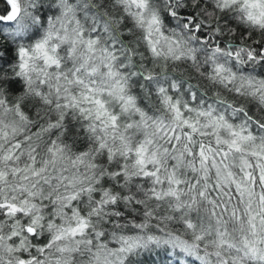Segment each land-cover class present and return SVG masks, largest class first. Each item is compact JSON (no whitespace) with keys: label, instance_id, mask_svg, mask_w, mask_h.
<instances>
[{"label":"snow or ice","instance_id":"1","mask_svg":"<svg viewBox=\"0 0 264 264\" xmlns=\"http://www.w3.org/2000/svg\"><path fill=\"white\" fill-rule=\"evenodd\" d=\"M0 264H264V0H0Z\"/></svg>","mask_w":264,"mask_h":264}]
</instances>
